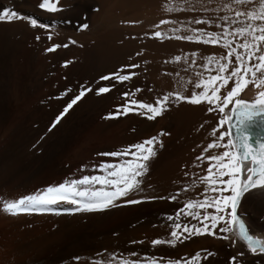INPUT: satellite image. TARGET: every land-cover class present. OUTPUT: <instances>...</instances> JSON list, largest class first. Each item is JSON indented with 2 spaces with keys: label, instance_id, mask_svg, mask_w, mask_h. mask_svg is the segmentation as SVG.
I'll return each instance as SVG.
<instances>
[{
  "label": "bare ground",
  "instance_id": "obj_1",
  "mask_svg": "<svg viewBox=\"0 0 264 264\" xmlns=\"http://www.w3.org/2000/svg\"><path fill=\"white\" fill-rule=\"evenodd\" d=\"M40 2L42 0H0V10L7 7L22 17H32L38 23L49 25L48 29H33L26 20L0 23V264H97V261L118 264L121 258L135 259L128 255L133 251L142 260L155 256L183 261L199 252V264H230V258L237 254L242 255L232 264H264V254H251L235 225L229 233L213 230V236H192L178 241L175 247H150L152 239L169 238L170 222L164 214H173L181 206L180 201L197 198V191L202 190L198 181L195 188L191 187L192 180L196 179L192 173L203 174L201 169L207 162H197L195 158L212 142L211 129L219 118L229 117L231 105L224 113L218 110L209 113L206 107L180 101L166 105L152 121L134 112L116 119L103 118L116 110L122 102L119 92L126 89L139 87L141 91L136 98L153 103L170 91L190 94L197 73L206 78L207 72L199 58L197 65L189 69L191 60L183 59L184 54L192 50L218 54V50L176 41L172 28L179 27L183 33L182 21L190 23L191 17L209 13L165 11L168 5L179 8L181 0H58L61 12L50 14L38 7ZM187 2L193 6L204 3L215 7L223 0H213L211 5L207 0ZM161 19L169 23L159 25ZM81 23L88 27L78 29ZM154 31L171 38H155ZM49 35L52 40L47 39ZM36 36L40 37L39 41ZM53 43L68 44V47L45 52ZM175 55H181L182 60L175 61ZM129 63H137L139 67L133 70L136 76L125 82L123 88H113L100 97L94 92L85 93L62 122L52 132L47 131L50 121L71 96L67 93L57 99L60 92L67 88L78 91L79 84L98 80L100 75L117 71ZM249 79L250 85L240 98L251 101L264 88L253 86ZM106 83L101 81L100 86ZM91 125L101 136L97 134V141L85 145L80 137ZM222 130L227 131V123ZM158 133H166L158 137L162 147L155 146L157 155L150 162V173L144 181L145 192L134 198L167 196L187 183L190 191L186 196L181 195L179 201L118 203L103 212L71 216L19 214L13 217L2 211L5 200L33 194L66 178L92 174L88 169L93 164L110 159L97 156V152L118 150ZM221 151L223 149L210 150L213 154ZM82 152L86 154L84 160L80 157ZM197 163L199 168L195 167ZM81 165L85 167L84 173L80 171ZM239 166L241 179H245L251 161L241 160ZM186 171L189 177L184 176ZM148 184L152 186L150 189ZM249 191L251 195L245 193L247 198L241 197L238 204V217L249 234L264 239V188Z\"/></svg>",
  "mask_w": 264,
  "mask_h": 264
},
{
  "label": "snow or ice",
  "instance_id": "obj_2",
  "mask_svg": "<svg viewBox=\"0 0 264 264\" xmlns=\"http://www.w3.org/2000/svg\"><path fill=\"white\" fill-rule=\"evenodd\" d=\"M212 3L213 0H207L208 5ZM38 7L50 14L62 10L58 0H42ZM177 10L209 13L207 16L191 17L190 23L182 21L181 23L185 24L183 33L179 27L172 28L176 41L194 43L197 46H211L218 50V54H206L202 51L198 53L192 50L183 56V59L191 60L189 69L197 65L198 58L202 60L201 66L207 72L206 78L197 73L190 94L170 91L158 97L154 103L136 98V94L141 91L139 87L120 91L122 102L116 106L115 111L107 113L103 118L116 119L117 116L134 112L152 121L165 110L166 105L180 101H186L193 106L206 107L209 113L214 110L224 113L225 108L231 105L235 123L230 117L221 116L211 129L214 136L212 142H208L195 158L197 162L201 160L207 162L206 167L201 169L203 174L192 173L196 179L192 180L191 187L195 188L198 181L202 185V190L197 191V198L180 201L181 206L176 208L173 214H164L165 219L170 222L169 238L152 239L150 247H175L178 241L183 242L192 236L203 234L213 236L215 235L213 230L229 233L232 231L231 226L235 225L248 251L251 254H264V239H257L249 234L237 213L238 204L241 197H245V193L251 195L250 189L264 188V141L257 140L253 146L250 143L252 133L249 131L257 124L264 128V90L258 91L254 100L246 101L240 98L242 91L250 85L249 78L253 86L264 88V0H258V4L256 0H223L222 4H216L215 7L206 6L204 3L193 6L187 0H181L179 8L171 5L165 7L167 12ZM21 20H26L33 29L49 28L48 24L38 23L37 19L32 17H22L7 7L0 10V23L10 24ZM167 23L169 21L164 19L159 21V25ZM87 27L86 23L78 25L80 30ZM213 28L215 30H212ZM152 36L171 38L161 31H154ZM35 39L39 41L40 37L36 36ZM47 39L52 40V36L49 35ZM69 43L74 44L75 41L69 40ZM59 47H68V44L53 43L45 49V52H53ZM174 60L181 61L182 56L175 55ZM64 63L66 65L69 62ZM138 67L137 63H129L117 71L100 75L98 80L79 84L78 91L67 88L60 92L57 99L67 93H71V96L66 100L62 110L50 121L47 131L52 132L62 122L65 114L69 113L82 97H85V93L94 92L95 96L100 97L101 94L110 93L113 88L121 89L125 82L136 76L137 73L133 70ZM101 81L107 83L100 86ZM226 123L227 131L222 130V126ZM162 134L166 133H158L118 150L97 152V156L110 159H102L98 164H93L88 169L92 174H82L79 178H66L60 183L45 186L33 194H26L15 200H5L2 211L13 217L19 214L71 216L77 213L103 212L110 206L116 207L118 203L137 205L142 200H167L169 203H175L179 201L181 195L186 196L189 193L190 188L187 183L167 196L147 195L134 198L137 194L145 192L144 181L150 173V162L157 155L155 146L162 147L158 138ZM225 140L226 143H222ZM213 149H223V151L213 154L210 152ZM242 159L250 160L252 165L247 168L248 174L245 179H241L242 169L239 166ZM195 167L199 168V163L195 164ZM80 171L85 172L84 165L80 166ZM184 176L189 177V173L184 172ZM151 187V184L147 185V188ZM222 238L228 239L227 236ZM128 255L135 259L121 258L118 264H199L201 259L199 252L183 261L175 258L158 259L155 256H148L142 260L135 251ZM240 255L242 254L231 257L230 264L238 261Z\"/></svg>",
  "mask_w": 264,
  "mask_h": 264
},
{
  "label": "water",
  "instance_id": "obj_3",
  "mask_svg": "<svg viewBox=\"0 0 264 264\" xmlns=\"http://www.w3.org/2000/svg\"><path fill=\"white\" fill-rule=\"evenodd\" d=\"M229 117L231 118L232 122L235 123V117L232 115V111L230 112ZM249 131L252 133V136H251V139H250V143H252L253 146H255L257 140L264 141V128H262V126H260L259 124H257L256 126L251 127L249 129ZM234 132H235V130L233 129V133ZM248 161H250V160H248Z\"/></svg>",
  "mask_w": 264,
  "mask_h": 264
},
{
  "label": "rangeland",
  "instance_id": "obj_4",
  "mask_svg": "<svg viewBox=\"0 0 264 264\" xmlns=\"http://www.w3.org/2000/svg\"><path fill=\"white\" fill-rule=\"evenodd\" d=\"M246 101H249V100H246ZM90 128V129H89ZM88 130V131H87ZM86 131V132H85ZM84 131V133L82 134V136L80 137V142H83L85 145L86 144H89V143H93V142H95V141H97V138H99V136L97 135V134H99V133H97L96 134V131H95V129L93 128V126L91 125V126H89L86 130ZM91 131H94V132H92L91 133ZM89 132V133H88ZM95 135H94V134ZM100 136H101V134H99ZM94 136V137H93ZM85 137V138H84ZM97 137V138H96ZM82 140V141H81ZM92 140V141H91ZM90 141V142H89ZM86 142V143H85ZM83 146V145H82ZM84 147V146H83ZM82 154V155H81ZM80 154V157L84 160V159H86V154H85V152H82ZM84 157V158H83Z\"/></svg>",
  "mask_w": 264,
  "mask_h": 264
}]
</instances>
